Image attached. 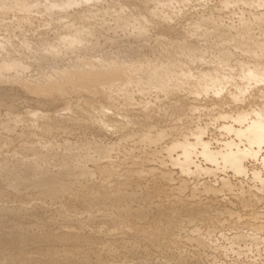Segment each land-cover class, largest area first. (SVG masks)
<instances>
[{
    "label": "rangeland",
    "instance_id": "rangeland-1",
    "mask_svg": "<svg viewBox=\"0 0 264 264\" xmlns=\"http://www.w3.org/2000/svg\"><path fill=\"white\" fill-rule=\"evenodd\" d=\"M62 1H25L26 10L22 12L21 10L25 8L19 7L15 0H0V11L6 12L0 14V154L4 156L0 155V161L3 158L8 160L7 156H10L9 159L11 158L14 162L17 161L12 163L13 161L9 160L10 164H14L11 165L14 168L8 173L4 172L0 163V171L3 172H0V264H46L44 256L47 252L53 251L57 257L61 258L67 248L73 249L76 258L86 254L88 264H264V235L254 231L253 228L254 225L258 226L261 223L264 225V141L249 140V131L244 129L250 123L264 128V100L257 97L258 95L253 97L254 93L258 94L262 91L260 89L262 86L255 85L254 80L246 81L238 77L236 66L237 62H243L250 70L261 72L264 69V67L261 68L264 62L259 64L252 62L253 58L247 54L244 56L243 52H241L243 55H240L239 48L228 44L226 46L228 60H226L232 63L229 65L227 62V70L232 75V82L239 80V83H246L244 92L239 93L237 87L236 89L224 87L223 101L219 102L213 92H210L211 89L208 88L209 90L203 92L196 85H189L186 90H180L179 94H176L182 97L177 99L172 94L168 97L170 93L166 92L163 94L161 92L160 95V91L150 87V90L149 88L145 90H149L148 94L143 90L141 91L145 94L135 93L133 88H136V92L139 89L133 84L132 88L130 86L133 90L131 91L134 92L131 93L133 98L131 101L135 103L132 102L131 109H129L131 103L123 102L122 104L124 101L123 97H120L122 94L117 96L116 100L113 99L114 102H109L99 92L82 90L80 83L83 84V80L78 75V71H86L93 65L104 68L120 65L127 71L134 69L135 72L137 69L136 72L141 76L138 79H141L140 82L146 86L147 78L143 76L139 65L142 67L150 62L174 63L164 53L162 55V47L156 46L155 39L159 36L162 37L161 39L170 37L177 41H183L186 37L184 41L187 43L190 40L189 43L196 48L199 43L200 50L197 48V52H200L202 47L204 50L202 48V53L199 54L193 46L190 54L193 60L191 63H194H185L182 69L189 71L190 74L197 71L207 73L209 64L205 63V58L203 60L206 65H203L200 57L208 55L207 58L211 60L221 54L218 56V51L213 49L209 40L205 42L200 38L201 41L198 42L200 39L197 37V40L193 35L196 43L192 35L189 38L187 35L181 37L183 36L182 33L180 36L182 21L185 17L189 18V11H193L194 8L197 12L195 14L198 15L199 13L207 14L212 7L211 9L216 13L212 10L211 12L221 15L220 17L224 19L228 17V13L229 15L233 13L228 12L230 9L232 11V7L237 6L233 9L236 13L240 5L243 8H247L248 5L245 3L239 5L238 2V4H232L230 9L223 7L225 10L222 11V7L215 5V8L218 7L219 10L214 8L215 0H207L208 4H205L206 8L203 5L205 8L203 10L197 1L185 0V4L190 8V10L185 8L187 12L182 10L184 0H181L183 4L180 0V4L176 0L179 5L174 2V5L177 4L175 10L166 11L168 13V15L166 13V19L163 17L165 21H161L160 16L153 15L150 11L156 5L153 6L150 2L147 10L133 0ZM186 1H189L191 5ZM58 2L62 5L57 6ZM185 4L184 7H186ZM177 9L180 15L177 13L179 11L176 12ZM81 13L88 15L86 21L90 22L89 24L84 22L85 19L82 21V18H77ZM235 13L230 16H234ZM205 14L203 16L210 15V13ZM119 17L121 21H127L123 23L124 25L129 24L125 27H122L124 26L122 23L119 25L117 21ZM232 18L234 17L227 20L231 21ZM68 19L71 20L69 23ZM187 19L184 21H188ZM137 20L142 21L141 24L147 29L145 33L149 39L144 41L145 43L136 41L137 37L142 38L139 37L141 35H136L141 34L137 32L139 31ZM77 21L80 24L85 23L84 29L89 32L87 33L89 37L87 36L85 42L75 41V43H80L81 47L83 43L88 42V45L85 44L90 49L86 48L88 51L82 47H77L81 50H75L74 45L78 44L74 42V45L69 44L68 41L66 44L68 32L64 31L67 29L65 25ZM172 24L176 31L173 29L168 33L163 31V28ZM130 25H132L131 30H128ZM120 28H124L125 32ZM126 31H130L131 37L127 36ZM59 38L64 41L60 40L62 42L60 43ZM202 41L204 44L209 42V46L204 47V44H201ZM50 45L54 47L51 49ZM56 45L58 47H55ZM90 47L94 49L91 50ZM56 48L57 52H60L59 55L55 53ZM131 48L135 50V53L128 52ZM65 49L74 50V53L66 52ZM210 49L214 52L211 53ZM70 53L73 56H69ZM45 55L48 56L45 57ZM59 56H63V60L58 61ZM49 57L53 60L51 61ZM193 57L195 59L197 57L198 60L195 62ZM262 59L264 61V56ZM196 64L198 67L195 66ZM222 71L221 73H227ZM156 94L159 98L155 96ZM118 97H120L119 101ZM173 97L180 104H177L175 99L171 100ZM168 98L171 100L170 103ZM89 106L102 121H90L87 111H85L86 115L83 112ZM114 106H118L120 110L118 111ZM121 106L124 110L120 108ZM128 109L130 111H127ZM133 109L136 111H131ZM102 110L106 112L102 113ZM30 111L38 113L35 121L31 119L32 115L28 114ZM15 117L17 122L13 123ZM72 117L79 122L71 120ZM31 123H33L32 127ZM46 129L48 132L45 131ZM144 132L149 134L153 143L147 144L148 141L143 137ZM25 143L38 145L40 149L43 146L42 153L52 148L59 149L58 151L63 155L64 153L72 155L73 167L68 177L78 174L81 181L83 179L91 181V185L93 183L94 186H88L89 193H100L101 188L95 184L103 178L113 184L114 179L117 178L115 173L124 174V177L129 178L137 174L136 172H140L142 181L138 184L135 181L121 184L123 191L127 194L136 193L138 199L133 201L126 198L121 201V205H130L132 209L147 205L149 211L142 218L135 213L136 217L132 215V217L121 219L106 218L107 216L100 214V210L103 211L109 206H104L99 200L88 205L81 200L70 201L65 195L59 198L44 195L36 186H33L32 182L35 180L33 175L24 171L23 167H19L22 160L20 158H33L35 156L32 155L33 153H39L22 150L21 146ZM65 144L69 146L67 152L64 149ZM184 146H189L192 152H190L191 162L186 170L181 168L185 158L182 153ZM99 148L110 149L109 162L100 156ZM227 152L240 157L241 173L236 172L232 165L223 159L222 155ZM12 157L17 160L15 161ZM53 157L47 162L40 161L38 167L45 168V173L58 177L59 171L64 173L66 170L60 163L55 162ZM62 179L64 182L68 181L66 176ZM13 184L16 185V190L11 187ZM172 203L179 205L175 208L168 207ZM155 207L158 208L155 209ZM183 209L194 210L195 213L200 214V218H188L185 214L189 212H184ZM59 210L80 220L65 222L58 216ZM167 212L179 216L177 219L179 228L168 230L162 228L160 231L162 238L165 237L164 244H169V248L161 249L151 245L131 232L130 228L134 226L149 227L155 219L164 220ZM122 229L127 232H121ZM251 231L259 240L255 242L250 239H237L238 234L248 236ZM196 234L206 239L208 247L196 244ZM131 243L136 248L131 250ZM123 244L124 246L121 247ZM109 247L116 249V253H105ZM60 264H68V262L63 261Z\"/></svg>",
    "mask_w": 264,
    "mask_h": 264
},
{
    "label": "bare ground",
    "instance_id": "bare-ground-1",
    "mask_svg": "<svg viewBox=\"0 0 264 264\" xmlns=\"http://www.w3.org/2000/svg\"><path fill=\"white\" fill-rule=\"evenodd\" d=\"M16 1V3H18V6L19 7H22V9L23 8H25V9H23V10H21L22 12L23 11H25L26 10V6H27V3H25V1H29V0H15ZM54 1V0H53ZM56 1V0H55ZM59 1V0H58ZM62 1V0H61ZM68 1H71V0H68ZM133 1H135V2H137V4L140 6V7H142V8H144V9H147L148 10V8H147V5H148V3L150 2V3H153V6L155 5V7H153V9L152 10H150L151 12H152V14L154 15H157V16H160L162 19H161V21L162 20H164L163 19V17L166 19V13L169 11V12H171V11H174L175 10V6L178 4L177 2L179 1H177L176 2V0H133ZM181 1V0H180ZM180 1H179V4H180ZM183 1V0H182ZM181 1V2H182ZM190 1V0H189ZM189 1H186V3H188ZM192 1V0H191ZM190 1V2H191ZM197 1V3H198V5L200 6H202V8H203V10H205V8H206V6H205V4L207 3V0L205 1V0H195V2ZM205 1V2H204ZM212 1V0H211ZM216 1V3L214 4V8H215V5L216 6H219V8H221L222 7V11L223 10H225V9H223V7L224 8H229L232 4H238V2H239V5H240V3H245V4H247L248 6H247V8H243V7H241L242 5H240L239 7H238V11L235 13V10H233V9H235V8H233L232 7V11H230V10H228V12H233V13H231V14H234L235 13V15L233 16H230L229 15V13H228V17L227 18H224L223 19V17L221 18L220 16H218L217 14H214V10H212L210 7V12H208V13H210V15L208 14H205V15H207V16H203L204 14L203 13H201V14H203V15H201L200 13V16H198L197 14H195V13H197L196 12V10H195V8H194V10L192 9L193 8V6H192V10L193 11H195V12H193V11H189V18L187 19L185 16H184V14H182L184 17H185V19H187L188 21H184L183 20V17H181V19L184 21V23H183V21L180 19L179 21L181 22L182 21V25H180L178 22H177V20H176V22L180 25V29L182 30H180L179 28H177V29H179V31H181L180 32V36H181V33H182V35L183 36H181V37H184V35H187L188 36V38L189 37H191V35H192V38H193V35H195L196 36V38L198 37L199 39L201 38L202 40H204L205 42H207L208 40H209V42H210V45L213 47V49L214 50H216V52L218 51V56L221 54V56H219V57H217V56H212V57H214V59H208L207 58V54H205V52H204V54L205 55H207L206 57H204V55H202L201 57H204V58H201L200 57V60L202 59V61H199L200 63L202 62L203 63V65H206L205 63H208L209 64V67L207 68L208 69V71H207V73H203V72H194V73H189V71H186V70H183L182 68L184 67V65H185V63H191V61H193L192 59H191V55L192 54H190V53H192V49L195 47L194 45H191L189 42H190V40H189V42H187L186 43V41H184L185 39H186V37L185 38H183L184 40L183 41H181V40H174V39H172V38H170V37H168V38H166V39H161L160 38V36L158 37V38H156L155 39V44H156V46L157 47H162L163 48V52H162V55H164L165 54V56L166 57H168V58H171L173 61H174V63H172V64H169V63H151L150 62V64H146V65H143L142 67H141V65H139V68H141V70H142V73H143V76L145 75L146 76V78H147V85L145 86L144 85V83H142V82H140L141 81V79H138V77L140 76V75H138L139 73H137L136 71H137V69H136V71L134 72V69H133V71L131 70V71H127V70H125V69H122L121 68V66L120 65H118V66H111L110 68L107 66V68H104V67H99V66H97V65H93V64H91V65H93L92 67H85V68H87L86 69V71L84 70V71H78V75H80L79 76V78L81 79V80H83V84L82 83H80V86H81V89L82 90H84V91H89V92H94V93H96V92H99V93H101L102 94V96H104L105 98H106V100H109V102L110 101H115L116 100V97L117 96H119V95H121L120 97H123V99H124V101H122V104H123V102H125L126 104H130L131 103V107L130 106H128V107H130L129 109H131L132 108V102H134V101H131V99L133 100V98H132V95H131V93H134V92H132L133 90L132 89H130V86L131 85H133V84H135V86L136 87H138V89H139V91L138 92H136V88L134 87L133 89L135 90V93H141V95H142V93H144V92H148L149 90H150V88L151 89H153V88H155V89H157L158 90V92H159V94L161 93V94H163L164 92H166V93H170L169 95H168V97L172 94V96L173 95H175L176 96V94H179L178 92H180V90H182V91H184V90H186V88L187 87H189V85H196L197 86V88L199 89V90H202L203 92H205L206 90H209V89H211L210 90V92L212 91L213 92V94L217 97V100H219V102H222L223 101V98H222V96H223V89H224V87H228V88H235L236 89V87L239 89L238 91H239V93H241V92H244L245 91V89H246V87H247V85H246V83H244V84H242V83H239V80H238V82H232L231 80V78H232V75H230L229 74V72L230 71H228L227 69H228V63H229V65L232 63H230V62H228L227 60V58H226V55H228L227 54V51H226V46L228 45V44H233L235 47H237V48H239L240 50H239V54L241 55H243V53H245L244 54V56L247 54L249 57H251V58H253V61L252 62H256V63H262V62H264L263 61V56H264V0H215ZM240 1H243V2H240ZM63 2V1H62ZM174 2H176L177 4L176 5H174ZM190 2H189V4H190ZM70 3V2H69ZM211 3V2H210ZM58 5L57 6H59V2L57 3ZM178 4V5H179ZM182 4H183V2H182ZM181 4V5H182ZM184 4H185V0H184ZM184 4L182 5V7L184 8H182V10H186L185 8H188L189 10H190V8H189V6L187 5V4H185V6L186 7H184ZM208 4V3H207ZM245 4H243V5H245ZM60 5H62V4H60ZM191 5V4H190ZM193 5V4H192ZM196 5V4H195ZM197 5V6H198ZM205 6V8H204V6ZM210 5V4H209ZM198 6V8H200ZM213 6V5H212ZM61 8H62V6H61ZM202 8H201V10H202ZM217 9H218V7H216ZM215 8V9H216ZM226 9V10H227ZM239 9H240V11H239ZM29 10V9H28ZM28 10H27V12H28ZM35 10V9H34ZM146 10V11H147ZM181 10V9H180ZM200 10V11H201ZM202 10V11H203ZM211 10L212 11H214L213 13L211 12ZM219 10V9H218ZM221 10V9H220ZM62 11V10H61ZM167 11V12H166ZM177 11H179L178 9L176 10V12ZM183 11V12H184ZM187 12H188V10H186ZM207 11H209V9H207ZM21 12V13H22ZM32 12V11H31ZM204 12V11H203ZM218 12V11H217ZM5 14L6 12H2V11H0V14ZM177 13H179V15H180V11L179 12H177ZM216 13V12H215ZM221 13V12H220ZM20 14V13H19ZM29 14V13H28ZM148 14H150V12H148ZM185 14H186V12H185ZM213 14V15H212ZM219 14V13H218ZM13 15V14H12ZM24 15H26V14H24ZM23 15V16H24ZM167 15H168V13H167ZM170 15V14H169ZM173 15H174V13H173ZM175 15H177L178 16V14H176L175 13ZM195 15V16H194ZM215 15V16H214ZM226 15V14H225ZM4 16V15H3ZM18 16V15H17ZM22 16V17H23ZM86 16H88V15H86V13H81L77 18H82L83 20L82 21H84V19H85V21L84 22H87L86 21ZM156 16V17H157ZM188 16V15H187ZM222 16H224V15H222ZM7 17V16H6ZM152 17V16H151ZM153 17H155V16H153ZM159 17V18H160ZM171 17V16H170ZM176 17V16H175ZM226 17V16H225ZM231 17H234V18H232L231 19V21H229L230 20V18ZM3 18V17H2ZM158 18V17H157ZM176 18H178V17H176ZM175 18V19H176ZM21 19V18H20ZM23 19V18H22ZM26 19V18H25ZM63 19H66V18H63ZM94 19V18H93ZM170 19V18H169ZM172 19V18H171ZM227 19H229V20H227ZM234 19V20H233ZM16 20V19H15ZM61 20V19H60ZM69 20V21H68ZM67 21H68V23L71 21L70 19H68ZM102 19H100V21H101ZM29 21V20H28ZM74 21V20H73ZM72 21V22H73ZM97 21V20H96ZM118 24L119 25H121V23H122V25H124L127 21H121L120 20V17L118 18ZM137 21H139V20H137ZM165 21V20H164ZM164 21L162 22V23H164ZM172 21L174 22V20L172 19ZM84 22H82V24H80V22H74V23H71V24H69V25H65V27L67 28V29H64V31L65 30H67V32H68V35L66 36V37H68L67 39L68 40H66V44H67V41H68V43L69 44H73V42H74V44H76L75 43V41H80V43L81 42H85L86 41V39L89 37L88 35H87V33H89V32H87V30L86 29H84ZM130 22V21H129ZM142 22V21H141ZM141 22L139 21L138 22V25H137V28H139V31H137V32H140L141 34H136V32H135V34L136 35H141V36H139L141 39H139L137 36V38H136V41H138V40H140V42L141 41H148V39H149V36L148 35H146V31L145 30H147V29H145L144 28V25H142L141 24ZM166 22H167V20H166ZM165 22V23H166ZM172 22V23H173ZM31 23V22H30ZM60 23H62V22H60ZM88 23V22H87ZM90 23V22H89ZM88 23V24H89ZM94 23H95V21H94ZM98 23V22H97ZM124 23V24H123ZM136 24H137V22H135ZM161 23V24H162ZM168 23V22H167ZM65 24V23H64ZM63 24V25H64ZM92 25H93V23H91ZM102 23H100V25H101ZM118 24H116V26H118ZM129 24V23H128ZM128 24H126V25H124V26H122V27H125V26H127ZM160 24V23H159ZM169 24V23H168ZM177 24V25H178ZM60 25V24H59ZM95 25H96V23H95ZM164 25V24H163ZM178 25V26H179ZM57 26V25H56ZM145 26H146V24H145ZM62 27V26H61ZM64 27V28H65ZM131 27H132V25H130V28L128 29V30H131ZM162 27H165V26H162ZM161 27V28H162ZM31 28V27H30ZM58 28V27H57ZM99 28V27H98ZM97 28V29H98ZM133 28H136V27H134L133 26ZM156 28H157V26H156ZM174 28V25L172 24V26L170 25H168V26H166L165 28H163V29H161V30H163L164 32H169L170 30H172ZM62 29V28H61ZM100 29V28H99ZM120 29H122V28H120ZM124 29V28H123ZM122 29V31H124ZM125 29H127V28H125ZM158 29V28H157ZM156 29V30H157ZM160 30V29H159ZM175 29H173V31H174ZM149 31V30H148ZM176 31V30H175ZM179 31H177L178 33H179ZM66 32V31H65ZM125 32V31H124ZM127 33V36L129 35L130 36V31L128 32V31H126ZM134 32V31H133ZM146 32V33H145ZM172 32V31H171ZM177 32H175L176 34H178ZM67 34V33H66ZM65 34V35H66ZM148 34H149V32H148ZM132 35H133V33H132ZM169 35V34H168ZM190 35V36H189ZM88 36V37H87ZM170 36H172L171 34H170ZM131 37V36H130ZM177 37V36H176ZM180 37V38H181ZM62 38V37H61ZM133 38H134V36H133ZM132 38V40H134ZM164 38V37H163ZM187 38V39H188ZM198 38H197V40H198ZM63 39V38H62ZM62 39H60L59 38V41L61 40L62 41ZM127 39H129V38H127ZM201 39L198 41V42H200L201 41ZM131 40V41H132ZM60 41V43H62ZM188 41V40H187ZM193 41L194 42H196L197 43V41H195L194 40V38H193ZM193 41H192V44H194L193 43ZM119 42V41H118ZM134 42H135V40H134ZM144 42V43H145ZM208 42V43H209ZM59 43V44H60ZM80 43H77L78 45L80 44ZM88 42H86L85 44H87ZM120 43V42H119ZM135 43H137L138 44V42H135ZM144 43H143V45H144ZM153 43V42H152ZM151 43V44H152ZM188 43H189V45H188ZM208 43H206V44H204V42L202 41L201 42V44H204V47H205V45H208L209 46V44ZM65 44V43H64ZM63 44V45H64ZM73 44V45H74ZM84 43L82 44V48L83 49H89L88 47H87V45H85ZM141 44V43H140ZM200 44V45H201ZM62 45V44H61ZM72 45V46H73ZM78 45H74V46H76V47H74V49L76 50L77 49V47H80V45L78 46ZM91 44H89V46H90ZM116 45H117V43H116ZM153 45V44H152ZM198 45H199V43H198ZM198 45H196L197 46V48L199 49L200 47L198 46ZM42 46H43V44H42ZM41 46V47H42ZM140 46V45H139ZM146 46H147V44H146ZM149 46V45H148ZM156 46H153L154 48L156 47ZM194 46V47H193ZM207 46V47H208ZM232 46V45H231ZM52 46L50 45V48H51ZM54 47V46H53ZM52 47V48H53ZM55 47H58L57 45L55 46ZM69 47V46H68ZM71 47V46H70ZM80 47V48H81ZM91 47H92V45H91ZM90 47V48H91ZM141 47H145V46H141ZM44 48V47H43ZM51 48V49H52ZM67 48V47H66ZM80 48H78V49H80ZM148 48V47H147ZM196 48V47H195ZM197 48H196V52H197ZM203 48V47H202ZM202 48H201V51H202ZM210 48V47H209ZM232 48H233V50H234V47L232 46ZM68 49V48H67ZM67 49H65V51L67 52V51H71V53L73 54L74 53V50H67ZM73 49V48H72ZM77 49V50H78ZM86 49V51H88ZM94 49V48H93ZM92 48H91V50H93ZM96 49V48H95ZM229 49H230V46H229ZM43 50V49H42ZM45 50H48V49H45ZM45 50H43V51H45ZM81 50V49H80ZM80 50L78 51V52H80ZM90 50V49H89ZM97 50V49H96ZM200 50V49H199ZM198 50V51H199ZM203 50H204V48H203ZM206 50V49H205ZM208 50V49H207ZM210 50H212V49H210ZM53 51V50H52ZM56 52V54L57 55H59V53L57 52L58 50H57V48H56V50H55ZM73 51V52H72ZM83 51V50H82ZM197 52V53H202V52ZM236 51H238V49H236ZM235 51V52H236ZM49 52H51L50 51V49H49ZM65 52V53H66ZM83 52H85V50L83 51ZM128 52L129 53H135V50L133 49V48H131V49H129L128 50ZM194 52V51H193ZM214 51L212 50V52L211 53H213ZM241 52H243V53H241ZM46 53L48 54V52L46 51ZM70 53V54H71ZM164 53V54H163ZM238 53V52H237ZM54 54V53H53ZM69 54V56H73L72 54L70 55ZM42 55V54H41ZM41 55H40V57H41ZM62 55V54H61ZM65 55V54H64ZM63 55V56H64ZM75 55V54H74ZM213 55H215V54H213ZM238 55V54H237ZM237 55H235V57L237 56ZM48 56V55H47ZM46 55H45V57H47ZM55 56V55H54ZM62 56V57H63ZM200 56V55H199ZM199 56H197V57H199ZM232 56V55H231ZM44 57V58H45ZM53 57V56H52ZM59 57H61V56H59ZM59 57H57V59H58V61L59 60H63V58L61 57V58H59ZM197 57H196V59L194 58V61L196 62L198 59H197ZM211 57V56H210ZM41 58H43V57H41ZM51 57H49V59H50ZM53 58H55V57H53ZM186 58V59H185ZM206 58V62H205V60H203V59H205ZM39 59V58H38ZM48 59V58H47ZM56 59V58H55ZM227 59V60H226ZM232 59V58H231ZM249 59V58H248ZM51 60V59H50ZM53 60V59H52ZM51 60V61H52ZM238 61V60H237ZM242 61V60H241ZM62 62V61H61ZM198 62V63H199ZM205 62V63H204ZM228 62V63H227ZM250 62V61H249ZM149 63V62H148ZM192 63H194V62H192ZM191 63V64H192ZM88 64V63H87ZM85 65V64H84ZM90 65V66H91ZM115 65V64H114ZM255 65V64H254ZM261 65V64H260ZM88 66V65H87ZM97 66V67H96ZM195 66H197V64L195 65ZM200 67L202 66V65H199ZM208 66V65H207ZM206 66V67H207ZM236 66H237V68H238V74H237V76L238 77H240L241 79H245L246 81L247 80H254V82H255V85L256 84H260L262 87L260 88L261 90V92H259L258 94H256V93H254L255 95H253V97L254 96H256V95H258L257 97H261L262 99L261 100H264V73H262V72H264V71H262V70H264V69H262L261 70V72L260 71H255V70H250V68H248V67H246L244 64H243V62L242 63H236ZM259 66V65H258ZM258 66H255V67H257L258 68ZM262 66V65H261ZM198 67V66H197ZM205 67V68H206ZM264 66H262L261 68H263ZM196 68V67H195ZM206 69V70H207ZM224 70L225 71V73H226V71H227V73L226 74H224V73H221V71L222 70ZM177 71H180V72H178L177 73ZM205 71V70H204ZM224 71H222V72H224ZM189 74H188V73ZM191 72V71H190ZM206 72V71H205ZM200 73H202V74H200ZM141 74V73H140ZM223 74V75H222ZM142 76V77H143ZM237 76H236V78H237ZM141 77V76H140ZM240 79V80H241ZM146 81H145V83H146ZM233 81H234V79H233ZM236 81V80H235ZM244 81V80H243ZM242 81V82H243ZM245 81V82H246ZM241 82V81H240ZM222 84L224 85V86H222ZM150 87V88H149ZM131 88H132V86H131ZM147 88H149V90H147V91H145ZM209 88V89H208ZM80 89V88H79ZM80 89V90H81ZM137 89V90H138ZM184 89V90H183ZM132 90V91H131ZM141 90H143L144 92H142ZM188 90V89H187ZM96 91V92H95ZM131 91V92H130ZM141 91V92H140ZM157 92V93H158ZM257 92V91H256ZM150 93V92H149ZM186 93H188V92H186ZM145 94V93H144ZM148 94V93H147ZM155 94V93H154ZM160 94V95H161ZM181 94V93H180ZM153 95V94H152ZM184 95V94H183ZM198 95H199V93H198ZM144 96V95H143ZM156 97H158L159 98V96H157V94L155 95ZM174 96V97H175ZM103 97V98H104ZM120 97H118L117 98V100L118 99H120ZM171 97V96H170ZM172 98L171 100H173V99H175V98ZM180 97V95H178V96H176V98L178 99ZM187 97V96H186ZM96 98V97H95ZM180 98H182V97H180ZM191 98V97H190ZM255 98V97H254ZM111 99V100H110ZM113 99H115V100H113ZM164 99V98H163ZM169 99V98H168ZM168 99H167V101H168ZM184 99H185V97H184ZM256 99H258V98H256ZM105 100V99H104ZM140 100H141V98H140ZM170 100V99H169ZM171 100L169 101V103L171 102ZM176 100V99H175ZM180 100V99H179ZM194 100V99H193ZM119 101V100H118ZM142 101V100H141ZM162 101V100H161ZM183 101V100H182ZM186 101V100H185ZM164 102V101H163ZM174 102V101H173ZM176 102H177V104L179 103L180 104V102H178L177 100H176ZM187 102V101H186ZM108 103V102H107ZM135 103V102H134ZM139 103V102H138ZM150 103V102H149ZM185 103V102H184ZM85 104V103H84ZM88 104V103H87ZM110 104V103H109ZM112 104V103H111ZM115 104V103H114ZM118 104V103H117ZM141 104V103H140ZM77 105V104H76ZM152 105V104H151ZM166 105V104H165ZM174 105V104H173ZM79 106V105H78ZM123 106V105H122ZM122 106L120 107V108H122ZM127 106H125V107H127ZM134 106V105H133ZM139 106V105H138ZM143 106V105H142ZM150 106V105H149ZM162 106V105H161ZM177 106H179V105H177ZM180 106H182V105H180ZM115 107V106H114ZM127 107V108H128ZM141 107V106H140ZM163 107V106H162ZM174 107V106H173ZM69 108V107H68ZM82 108V110H83V107H81ZM110 108V107H109ZM108 108V109H109ZM116 109H118V106L117 107H115ZM145 108V107H144ZM147 108V107H146ZM171 108H172V106H171ZM175 108V107H174ZM182 108V107H181ZM85 109V108H84ZM86 109L87 110H83V112L85 113V111H87V117H89L90 118V121H92L93 120V122L95 121H98L99 120V116H98V114H96V112L94 113V110H92L91 108H90V106L89 107H86ZM106 109H107V107H106ZM115 109V110H116ZM123 109V108H122ZM127 110V111H130V110ZM135 109V108H134ZM131 110V111H136V110ZM177 109V108H176ZM179 109V108H178ZM177 109V110H178ZM115 110H113L114 111V113H115ZM120 109H118V111H119ZM124 110V109H123ZM122 110V111H123ZM150 110V109H149ZM105 110H102V113L104 112ZM126 111V110H125ZM126 111V112H127ZM71 112V111H70ZM106 112V111H105ZM116 112H117V110H116ZM167 112V111H166ZM170 112V111H169ZM99 113V112H98ZM138 113V112H137ZM168 113V112H167ZM28 114H30V115H32V117H31V119L33 118L34 119V121H35V118L37 117L38 118V113H36V112H31L30 111V113L28 112ZM71 114H72V112H71ZM118 114V113H117ZM116 114V115H117ZM136 114V113H135ZM140 114V113H139ZM145 114V113H144ZM40 116H41V114H39ZM85 115H86V113H85ZM151 115V114H150ZM39 116V117H40ZM93 116V117H92ZM101 116V115H100ZM145 116V115H144ZM24 117V116H23ZM13 118V117H12ZM41 118V117H40ZM44 118V117H43ZM49 118V117H48ZM71 118V117H70ZM69 118V119H70ZM17 117H15V120L13 119V123H14V121H16L17 122ZM26 119V118H25ZM30 119V118H29ZM56 119V118H55ZM68 119V118H67ZM68 119V120H69ZM74 118L72 117V119L71 120H73ZM68 120H67V122H68ZM71 120H70V122H71ZM74 120H77V119H74ZM73 120V121H74ZM82 120V119H81ZM88 120V119H87ZM32 121V120H31ZM78 121V120H77ZM99 121H102L101 119L99 120ZM11 122V123H12ZM15 122V123H16ZM49 122V121H48ZM47 122V123H48ZM79 122V121H78ZM37 123V122H36ZM99 123V122H98ZM101 124H102V122H100ZM32 125H31V127L33 126V123H31ZM70 124V123H69ZM71 124H72V122H71ZM73 124H74V122H73ZM76 124V123H75ZM16 125V124H15ZM34 125H35V122H34ZM42 125V124H41ZM37 126V125H36ZM38 126H40V125H38ZM47 127V126H46ZM10 128V127H9ZM36 128V127H35ZM38 128V127H37ZM48 128V127H47ZM8 129V128H7ZM28 129V128H27ZM26 129V130H27ZM45 129V128H44ZM245 130H247V131H249V134H248V139L249 140H263L264 141V128L263 127H260V126H256V124H254L253 123V125H252V123H250V125H248V126H246L245 128H244ZM48 130H50L49 128H48ZM48 130L46 129L45 131H47L48 132ZM19 131V130H18ZM23 131H25V130H23ZM55 131V130H54ZM244 131V130H243ZM30 132V131H29ZM40 132V131H39ZM56 132V131H55ZM22 133V132H21ZM62 133V132H61ZM26 134V133H25ZM23 135V134H22ZM32 135V134H31ZM34 135V134H33ZM38 135V134H37ZM141 136V135H140ZM143 137H145V139L144 140H146V141H148L147 142V144L149 143V142H151V138H150V136H149V134L148 133H145L144 132V134H143ZM24 138V137H23ZM198 138V137H197ZM34 139V138H33ZM42 139V138H41ZM141 139V138H140ZM36 140V139H35ZM43 140V139H42ZM141 140H143V139H141ZM7 141V140H6ZM39 141V140H38ZM4 142V141H3ZM9 142V141H8ZM157 142V141H156ZM24 143V142H23ZM28 143V142H27ZM37 143V142H36ZM39 143H40V141H39ZM145 143V142H144ZM151 143H153V142H151ZM202 143V142H201ZM4 144V143H3ZM2 144V145H3ZM22 144V143H21ZM35 144V143H34ZM41 144V143H40ZM42 146V145H41ZM150 146V145H149ZM12 147V146H11ZM19 147V146H18ZM22 147V150H30V151H32V152H39V153H36V154H32V152H31V154L34 156H32L33 158H25V157H23V158H20V159H22V160H20V162H21V164L19 165L18 163V165H19V167H23L24 169V171H26V172H28L29 174H31V175H33V177L35 178V180L32 182V184H33V186H36V188L37 189H39L44 195H49V196H52V197H63L64 195H65V197L67 198V199H69L70 201H75V200H81V201H83L84 203H86V204H88V205H91L94 201H97V200H99L102 204H104V206H106V207H108V208H106L105 210H100V214L102 213L103 215H105V216H107L106 218H109V217H114L115 219H121V218H126V217H132V215H134V217H136L135 216V214L136 215H138L139 216V218H142L143 217V215L144 214H146L147 213V211H149V208L147 207V205L146 206H142V207H137L136 209H132V207L130 206V205H126V204H124V205H121V201H124V199H130V200H137L138 199V195L136 194V193H132V194H127L125 191H123L122 190V187H121V184H126L127 182H129V181H135V182H137V184L139 183V182H141L142 180H140V179H142L141 178V174H140V172H136L137 174H135V175H133L132 177H124V174H121V173H115V175H117L116 177V179H114V182H113V184H110V183H108L107 181H105V179L103 178V179H101V181H97L96 183L97 184H95L97 187H100L101 188V191H100V193H89V190H88V186H94V184L92 183V185H91V181H89V180H87V179H83L82 181H81V179L80 178H78V174H76L75 176L72 174V177H68V175H70V173H71V170H72V167H73V161H72V155H69V153H64L65 155H63V153H60L58 150H53L51 147H49V148H51L50 150H46L45 152L43 151V153H42V151H41V149H43V146H42V148L40 149V148H38V145L36 146V145H32V144H23V146H21ZM48 147V146H47ZM64 149H66V151L65 152H67L68 150H69V146L68 145H66L65 144V148ZM100 150H98V152H99V154H100V156H102V158L104 157L105 158V160H107L108 162L110 161V156H109V150L110 149H105V148H99ZM148 149V148H147ZM152 149H154V148H152ZM162 149V148H161ZM164 149V148H163ZM166 149V148H165ZM182 153L185 155V158H184V161H183V163H182V167L181 168H183V169H188V167H189V164H190V162H191V158H190V154L192 153L191 152V148L189 147V146H184V147H182ZM24 150V151H25ZM112 150V149H111ZM114 150V149H113ZM53 151H55V152H53ZM41 152V153H40ZM191 152V153H190ZM151 153V152H150ZM149 153V154H150ZM160 153V152H159ZM30 154V155H31ZM152 154H154V152L152 153ZM1 155V154H0ZM52 155H54V157L52 156ZM111 155V154H110ZM1 157H4V156H2L1 155ZM10 157V156H9ZM9 157L7 156V158H8V160L7 159H2V161H0V163H1V167L2 168H4V172L5 173H8L9 171H11L13 168H14V166H11V165H14V164H10V161L12 160L11 158L9 159ZM14 157V156H13ZM12 157V158H13ZM31 157V156H30ZM54 158L55 160V162L57 161L58 163H60L61 165H62V167H64V169L66 170L64 173H62L61 171H59V174H58V177L57 176H55V175H50V174H47V173H45V168H39L38 167V163L41 161V162H47L48 161V159L50 160L51 158ZM209 157V156H208ZM222 157H223V159L226 161V162H228V163H230L231 165H232V167L234 168V170L236 171V172H240L241 173V171H242V166H241V160H240V157L237 155V154H234V153H232V152H227V153H225V154H223L222 155ZM104 158H103V160H104ZM14 159V158H13ZM10 160V161H9ZM15 161L17 160V159H14ZM13 161V160H12ZM11 161V162H12ZM17 162V161H16ZM16 162H12V163H16ZM18 162H19V159H18ZM84 163V162H83ZM107 163V162H106ZM15 166H16V164H15ZM16 167H18V166H16ZM182 169V170H183ZM3 170V169H2ZM0 172H2V171H0ZM3 173V172H2ZM1 174V173H0ZM114 175V174H113ZM112 175V176H113ZM160 175V174H159ZM163 176H164V174H162ZM63 176H66L67 177V182H64V180L62 179V177ZM154 177V176H153ZM114 178H115V176H114ZM144 178V177H143ZM167 178V177H166ZM145 179V178H144ZM163 179V178H162ZM169 179V178H168ZM144 182V181H143ZM167 182V181H166ZM184 183V182H183ZM141 184V183H140ZM11 187L14 189V190H16V185L15 184H13V185H11ZM177 188V187H176ZM99 197V198H98ZM176 200V199H175ZM179 205V204H178ZM178 205H176L175 203H172V204H170L168 207H170V208H175V206H178ZM160 207V206H159ZM156 208H158V207H155V209ZM183 211L184 212H189V213H186L185 215L188 217V218H190V219H193V218H200V214L199 213H195L194 212V210H186V209H183ZM135 213V214H134ZM102 215V216H103ZM58 216L60 217V218H62L65 222L66 221H79L80 219L78 218V217H75V216H70V215H67L66 213H64L62 210H59V212H58ZM178 217L179 216H177V215H175V214H172V213H169V212H167V213H165V216H164V220H157V219H155L153 222H152V224L149 226V227H141V226H134V227H132V228H130L131 229V232L132 233H134L137 237L139 236L140 238H142L144 241L146 240V241H148L151 245H155L156 247H161V249L162 248H165V249H167V248H169V244H164V239H165V237H164V239L162 238V236H161V234H160V231H161V229L162 228H164L165 230H168V229H170V228H179V224L177 223V219H178ZM255 218V217H254ZM138 219V218H137ZM187 221V220H186ZM181 222V221H180ZM125 228V227H124ZM254 231H257V232H259V233H261V234H263L264 235V225H262V223H261V225H254ZM125 229H128L129 230V228H125ZM194 229V228H193ZM192 229V230H193ZM253 230V229H252ZM125 230L124 229H122V231L121 232H124ZM125 232H127V231H125ZM194 234V233H193ZM201 234V233H200ZM200 234H196L195 235V241H196V244L198 245V246H202V247H208V243H207V241H206V239L204 238V237H202ZM249 235L248 236H244V235H237V239H244V240H251V241H257V236H256V234L253 232V231H251V233H248ZM138 237V238H139ZM194 237V236H193ZM259 240V239H258ZM261 241V240H260ZM132 244V243H131ZM136 244V243H135ZM174 244V243H173ZM172 245V244H171ZM104 246V245H103ZM124 246V244L121 246V247H123ZM97 247H99V246H97ZM101 247V246H100ZM131 248V250L132 249H134V248H136V246H134V244H132V247H130ZM103 249V248H102ZM123 249V248H122ZM94 250H96V249H94ZM137 250V249H136ZM100 251H101V249H100ZM116 251V249H114V248H111V247H109V248H107L106 249V251H105V253L107 252V254L109 253V254H114V253H116L115 252ZM170 251V250H169ZM172 251V250H171ZM97 252V251H96ZM99 253H101V252H99ZM103 253V252H102ZM45 263L46 264H60L61 262H63V261H65V262H68V264L69 263H71V264H74V263H80V264H88V256L86 255V254H84V255H79V256H77V258L75 257V253H74V251H73V249H71V248H67V249H65V251H64V253H63V255H62V257L61 258H59V257H57L56 255H55V253L53 252V251H49V252H47L46 254H45ZM43 261V260H42Z\"/></svg>",
    "mask_w": 264,
    "mask_h": 264
}]
</instances>
